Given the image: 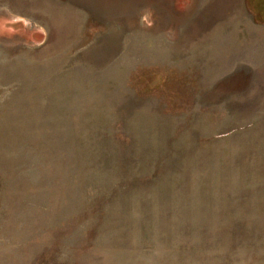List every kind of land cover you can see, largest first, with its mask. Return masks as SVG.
<instances>
[{
	"label": "rangeland",
	"instance_id": "1",
	"mask_svg": "<svg viewBox=\"0 0 264 264\" xmlns=\"http://www.w3.org/2000/svg\"><path fill=\"white\" fill-rule=\"evenodd\" d=\"M247 1L0 0V264H264Z\"/></svg>",
	"mask_w": 264,
	"mask_h": 264
},
{
	"label": "crops",
	"instance_id": "2",
	"mask_svg": "<svg viewBox=\"0 0 264 264\" xmlns=\"http://www.w3.org/2000/svg\"><path fill=\"white\" fill-rule=\"evenodd\" d=\"M255 2L256 7L253 6ZM245 7L253 24L256 25L257 30L264 33V0H248L247 5L245 3ZM254 17L258 21L257 24L254 21ZM257 43L264 47V39L258 40Z\"/></svg>",
	"mask_w": 264,
	"mask_h": 264
}]
</instances>
